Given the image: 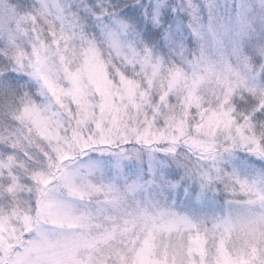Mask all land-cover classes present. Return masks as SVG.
I'll use <instances>...</instances> for the list:
<instances>
[{"label":"snow or ice","instance_id":"obj_1","mask_svg":"<svg viewBox=\"0 0 264 264\" xmlns=\"http://www.w3.org/2000/svg\"><path fill=\"white\" fill-rule=\"evenodd\" d=\"M121 4L0 0V264H264V0Z\"/></svg>","mask_w":264,"mask_h":264},{"label":"clouds","instance_id":"obj_2","mask_svg":"<svg viewBox=\"0 0 264 264\" xmlns=\"http://www.w3.org/2000/svg\"><path fill=\"white\" fill-rule=\"evenodd\" d=\"M179 0H167L169 7L173 4L178 3ZM197 3H203V0H194ZM104 3L108 4L110 7L115 6L117 10H122L123 5L121 0H104ZM232 0H218V4L223 11L226 4H231ZM130 24H134L133 21H127ZM93 31V29H89ZM189 48L196 47V41L190 39L187 42ZM167 45H165V50ZM103 159L105 167L109 168L111 165V160L108 157L100 158ZM177 160L180 161V165H177ZM148 165L147 156H145L141 161H128L125 164L126 168H131L132 170H137L139 168H146ZM206 166L203 162L199 161L195 156H189L180 150L177 157L168 158L166 167L163 169V177L160 179L158 185L153 188L150 194L157 199L178 201V202H190L196 199V196L200 193V180L198 178V170L204 169Z\"/></svg>","mask_w":264,"mask_h":264}]
</instances>
